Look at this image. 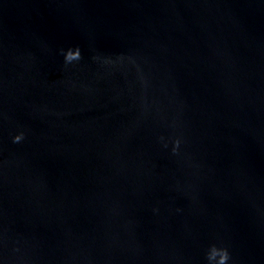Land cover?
Returning <instances> with one entry per match:
<instances>
[{"label": "water", "instance_id": "water-1", "mask_svg": "<svg viewBox=\"0 0 264 264\" xmlns=\"http://www.w3.org/2000/svg\"><path fill=\"white\" fill-rule=\"evenodd\" d=\"M213 245L264 264V0H0V264Z\"/></svg>", "mask_w": 264, "mask_h": 264}, {"label": "clouds", "instance_id": "clouds-1", "mask_svg": "<svg viewBox=\"0 0 264 264\" xmlns=\"http://www.w3.org/2000/svg\"><path fill=\"white\" fill-rule=\"evenodd\" d=\"M67 63H72L73 61H79L82 59V54L79 48L73 50H68L65 56ZM24 134L20 133L19 135H16L14 137L13 142L14 143H20L24 139ZM175 148L174 151H176L179 148L180 141L177 140L175 142ZM207 259L209 261V264H228V261L230 260V253L226 248H218L215 245H213L208 253Z\"/></svg>", "mask_w": 264, "mask_h": 264}]
</instances>
